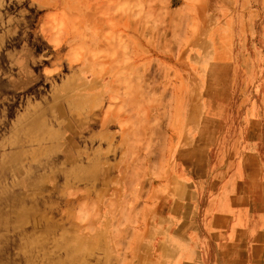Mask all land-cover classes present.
<instances>
[{"label":"rangeland","instance_id":"rangeland-1","mask_svg":"<svg viewBox=\"0 0 264 264\" xmlns=\"http://www.w3.org/2000/svg\"><path fill=\"white\" fill-rule=\"evenodd\" d=\"M182 236L264 264V0H0V264H167Z\"/></svg>","mask_w":264,"mask_h":264},{"label":"crops","instance_id":"crops-1","mask_svg":"<svg viewBox=\"0 0 264 264\" xmlns=\"http://www.w3.org/2000/svg\"><path fill=\"white\" fill-rule=\"evenodd\" d=\"M230 180H231L230 181L231 185L233 186V182L238 181V175L237 174L234 175V177L230 178ZM237 194H240V193H237ZM235 197H236V193H235ZM220 206L221 204L218 206V209H216L212 213V221H211L212 228L213 227L214 228H224L227 225L228 232L225 231L223 235L227 232L226 238L228 240L229 239L239 240L241 236L239 233L240 231L238 230L242 226V222L240 218L243 215L240 213L239 214L240 217L234 216L232 212L227 211V210H222ZM234 206H237V205H230V207H234ZM234 221L236 222L234 226H232V222ZM214 235L217 236V232H215ZM229 246H230V249H232V246L234 245L230 242ZM254 249H255V253L257 254H260V252L264 251L263 237L261 238L260 242L256 243V245L254 246ZM165 260L167 264H198V261H200V248L195 245L192 238L190 237H186L184 240H183V236L178 237V238L175 237L173 242L172 241L167 242ZM235 262L236 263L240 262V264H242L241 260H236Z\"/></svg>","mask_w":264,"mask_h":264},{"label":"bare ground","instance_id":"bare-ground-1","mask_svg":"<svg viewBox=\"0 0 264 264\" xmlns=\"http://www.w3.org/2000/svg\"><path fill=\"white\" fill-rule=\"evenodd\" d=\"M217 52V51H216ZM32 132V131H31Z\"/></svg>","mask_w":264,"mask_h":264}]
</instances>
